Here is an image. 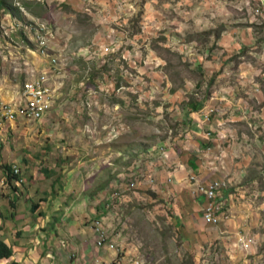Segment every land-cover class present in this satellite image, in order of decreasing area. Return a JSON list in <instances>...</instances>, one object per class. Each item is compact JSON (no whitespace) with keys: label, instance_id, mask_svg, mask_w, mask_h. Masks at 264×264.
I'll return each instance as SVG.
<instances>
[{"label":"rangeland","instance_id":"obj_1","mask_svg":"<svg viewBox=\"0 0 264 264\" xmlns=\"http://www.w3.org/2000/svg\"><path fill=\"white\" fill-rule=\"evenodd\" d=\"M7 2L0 104L57 90L0 128L4 225L47 220L31 264H264V0Z\"/></svg>","mask_w":264,"mask_h":264},{"label":"built area","instance_id":"obj_2","mask_svg":"<svg viewBox=\"0 0 264 264\" xmlns=\"http://www.w3.org/2000/svg\"><path fill=\"white\" fill-rule=\"evenodd\" d=\"M56 91L47 76H38L26 81L22 87L21 98L9 104H0V128L4 124H15L19 119L41 121L54 107L57 99ZM13 173H19L16 166L13 167ZM197 191L207 202L206 219L217 222L216 215L221 210L220 199L224 191L223 182L215 180L207 185H199ZM114 264L119 262L115 260Z\"/></svg>","mask_w":264,"mask_h":264},{"label":"crops","instance_id":"obj_3","mask_svg":"<svg viewBox=\"0 0 264 264\" xmlns=\"http://www.w3.org/2000/svg\"><path fill=\"white\" fill-rule=\"evenodd\" d=\"M18 217L19 215L17 213H12V227L9 222H6L4 225L0 211V240L4 241L9 246H12L14 250V256L9 260L15 261V263L17 260H25L26 262L24 264H31L29 261L32 259L31 254L33 249L37 247L34 243L35 241H40L38 238V232L36 231L42 228L43 222H46L47 220L38 214L34 218H31V223L28 222L25 214L19 218L20 221H17ZM41 220L42 222H40ZM0 264H5V262ZM12 264H14V262H12Z\"/></svg>","mask_w":264,"mask_h":264},{"label":"trees","instance_id":"obj_4","mask_svg":"<svg viewBox=\"0 0 264 264\" xmlns=\"http://www.w3.org/2000/svg\"><path fill=\"white\" fill-rule=\"evenodd\" d=\"M7 1L8 0H0V11L4 10L6 12V14L7 13L8 14L12 13V15L17 14L15 9L10 4H8ZM18 16H19V19L21 20L22 18H21L20 12H18ZM202 108H203V102L190 104V109L192 112H198ZM8 170L10 171V169H8ZM12 173H13V170H12ZM33 209H34V207H33ZM13 256H14V250H13L12 246L7 245L4 241L0 240V262L9 260Z\"/></svg>","mask_w":264,"mask_h":264},{"label":"bare ground","instance_id":"obj_5","mask_svg":"<svg viewBox=\"0 0 264 264\" xmlns=\"http://www.w3.org/2000/svg\"><path fill=\"white\" fill-rule=\"evenodd\" d=\"M124 264V263H123Z\"/></svg>","mask_w":264,"mask_h":264}]
</instances>
